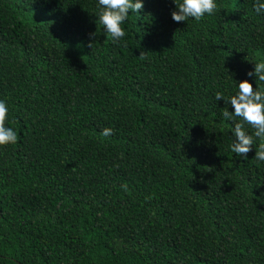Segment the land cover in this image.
Returning <instances> with one entry per match:
<instances>
[{"label": "trees", "instance_id": "1", "mask_svg": "<svg viewBox=\"0 0 264 264\" xmlns=\"http://www.w3.org/2000/svg\"><path fill=\"white\" fill-rule=\"evenodd\" d=\"M217 2L177 22L173 0H144L113 41L96 0H0L18 136L0 146V264H264V141L233 153L214 95L255 87L264 14Z\"/></svg>", "mask_w": 264, "mask_h": 264}, {"label": "clouds", "instance_id": "2", "mask_svg": "<svg viewBox=\"0 0 264 264\" xmlns=\"http://www.w3.org/2000/svg\"><path fill=\"white\" fill-rule=\"evenodd\" d=\"M173 3L175 8L171 11V17L177 22L188 21L189 18L199 21L219 7L217 0H173ZM143 4L144 0H96L95 13L103 31L116 41L125 36L123 24L129 13H138ZM253 9L258 15L264 14V0H254ZM251 61L253 67L247 75L253 77L255 87L249 79H234V94L225 97L219 90L214 93L216 100L223 98L224 103L232 106L231 111L226 108L221 116L234 122L231 128L233 140L229 149L242 158L246 157L254 145V138L264 141V85L257 83L264 82V60ZM8 111L6 102L0 99V146L15 144L18 139L15 128L6 123ZM237 117L239 120H236ZM245 125L250 126L253 131L249 132ZM112 132L111 127L100 130L102 136H109ZM254 158L258 163L264 162V142L256 145ZM121 187L126 189L125 185Z\"/></svg>", "mask_w": 264, "mask_h": 264}]
</instances>
